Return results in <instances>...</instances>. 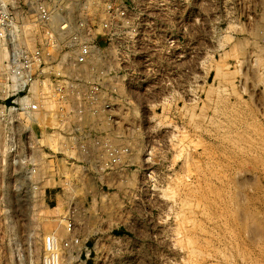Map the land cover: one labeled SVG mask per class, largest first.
I'll use <instances>...</instances> for the list:
<instances>
[{
  "label": "rangeland",
  "instance_id": "rangeland-1",
  "mask_svg": "<svg viewBox=\"0 0 264 264\" xmlns=\"http://www.w3.org/2000/svg\"><path fill=\"white\" fill-rule=\"evenodd\" d=\"M127 16L82 66L105 70L111 112L33 128L63 152L13 165L0 118V264H42L49 234L80 239L61 264H264V0H135Z\"/></svg>",
  "mask_w": 264,
  "mask_h": 264
},
{
  "label": "built area",
  "instance_id": "built-area-1",
  "mask_svg": "<svg viewBox=\"0 0 264 264\" xmlns=\"http://www.w3.org/2000/svg\"><path fill=\"white\" fill-rule=\"evenodd\" d=\"M134 10L135 0H0V118L6 123L10 163L35 171V153L53 146L38 147L39 135L33 128L47 120H58L60 125L68 122L66 107L103 106L111 112L115 104L101 94L106 87L105 70L82 66L94 58L93 52L100 58L110 56L100 39L122 42L124 35L118 27L129 23L127 14ZM91 11L107 12L110 19L96 21ZM121 55L117 53L116 59ZM68 64L75 77L67 73ZM80 129L71 131L74 138ZM57 130L51 136L61 138ZM23 176L29 181L27 172ZM68 229L73 230L71 222ZM71 237L64 242L56 234L47 235L42 264H61L62 248L80 242Z\"/></svg>",
  "mask_w": 264,
  "mask_h": 264
},
{
  "label": "bare ground",
  "instance_id": "bare-ground-1",
  "mask_svg": "<svg viewBox=\"0 0 264 264\" xmlns=\"http://www.w3.org/2000/svg\"><path fill=\"white\" fill-rule=\"evenodd\" d=\"M94 51V50H93ZM93 54H94V58H97V57H99L98 56V54H97V52H93ZM93 56V55H92ZM93 58V57H92ZM73 72V71H72ZM69 73V72H68ZM5 173H6V170H5ZM8 173V172H7ZM8 175V174H7ZM14 225V224H13ZM16 227V226H15ZM20 258V257H19ZM21 259V258H20ZM21 262V261H20Z\"/></svg>",
  "mask_w": 264,
  "mask_h": 264
}]
</instances>
